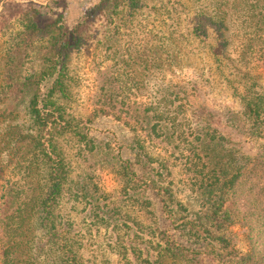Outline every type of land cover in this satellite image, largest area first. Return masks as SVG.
<instances>
[{
    "label": "trees",
    "instance_id": "trees-1",
    "mask_svg": "<svg viewBox=\"0 0 264 264\" xmlns=\"http://www.w3.org/2000/svg\"><path fill=\"white\" fill-rule=\"evenodd\" d=\"M65 3L48 14L3 1L14 12L0 45V153L17 171L0 183V264H264V0H92L72 20ZM88 47L94 86L79 117L73 63ZM186 47L209 55L206 73L240 109L210 107L196 78L139 98ZM104 116L127 127L133 160L95 136ZM100 228L108 250L88 249Z\"/></svg>",
    "mask_w": 264,
    "mask_h": 264
},
{
    "label": "rangeland",
    "instance_id": "rangeland-1",
    "mask_svg": "<svg viewBox=\"0 0 264 264\" xmlns=\"http://www.w3.org/2000/svg\"><path fill=\"white\" fill-rule=\"evenodd\" d=\"M3 1L8 2L9 0H1L0 1V45L2 46L3 41L5 40L7 34L5 33L3 24L5 22L4 18H8L12 16L14 12V7L10 4L9 6L3 5ZM14 2H32L35 7L41 13L50 14V9L54 6V3L58 0H13ZM66 2L63 5H66L65 15L68 20H72L81 12V8L84 4H88L92 0H62ZM190 3V0H184ZM152 4V3H149ZM192 14V13H191ZM237 13H235L234 17L230 20V24L233 25V21L236 19ZM18 28V24L15 21H7L8 32L16 30ZM233 28V27H232ZM235 36L232 37L233 45L237 46L242 42V30L239 31L238 34L233 33ZM246 40V39H245ZM185 41V40H184ZM186 42V41H185ZM92 47H88L82 51L81 54L75 57L74 59V71L77 76V82L73 87V99L71 102L70 111L73 112L76 116L83 117L86 116L90 111V95L93 91L94 86V73L90 69V59H91ZM210 65V57L206 52L198 51V49L194 50V52H190L189 48L186 47L183 55V61L177 66H173L171 68H166L161 75H157L150 79L149 84L144 88L143 94L140 95L139 98L143 101L147 100V96L154 95L157 90H163L166 88V85H176L182 82L193 81L196 78L198 82V88L196 91L199 92V96L203 98V100L210 106L214 108H224L225 106L233 108L234 110L240 109V106L236 99H234L230 93L223 87L221 84L217 83V81H212L213 79L210 77L207 72V67ZM203 72V76H202ZM212 82L213 84H211ZM176 89V88H175ZM163 92V91H162ZM190 101L192 98H189ZM92 129L94 130L95 136L97 138H102L104 136L110 135L116 137L118 142L124 146L123 152L124 156L133 160L134 154L125 146H127L130 141V135L126 126L122 123L114 120L112 117L104 116L97 119V121L92 125ZM64 147L68 152V155L71 156L73 152L72 144L64 143ZM3 156L2 152L0 153V183L9 180L8 178H13L14 170L17 171V167L15 166V161H11L8 163H1V157ZM14 168V169H13ZM139 170V168H137ZM16 178V177H14ZM5 180V181H4ZM11 180V179H10ZM102 181L104 186L107 189H111L114 186V182L112 176L107 173H102ZM148 196L150 197L154 209L156 211L159 225L163 229H167L169 226V221L165 219L162 204L159 197L155 194L152 189H148ZM70 204L66 203L65 208H68ZM76 210H73L70 213L73 220H75L77 227L79 224L84 227L82 223H80V219L82 215L80 214V209L83 205L75 204ZM84 214V213H82ZM76 227V230L78 228ZM95 229H93L94 232ZM100 233L96 234L90 241L92 245H88V249L93 248L96 244L105 245V249L108 250V242H110V237L108 234H104V230L100 228ZM235 230L238 231L237 228ZM94 235V233H93ZM174 238L178 241H182L177 233H173ZM93 240V241H92ZM244 235L242 233H238V245L244 250L246 249ZM88 253V252H86ZM89 254V253H88ZM109 264H115V257L111 256L109 258Z\"/></svg>",
    "mask_w": 264,
    "mask_h": 264
},
{
    "label": "crops",
    "instance_id": "crops-1",
    "mask_svg": "<svg viewBox=\"0 0 264 264\" xmlns=\"http://www.w3.org/2000/svg\"><path fill=\"white\" fill-rule=\"evenodd\" d=\"M129 132V131H128ZM130 135V134H129ZM130 150V149H129ZM131 151V150H130ZM132 152V151H131Z\"/></svg>",
    "mask_w": 264,
    "mask_h": 264
}]
</instances>
